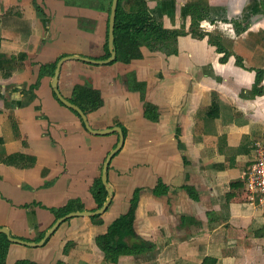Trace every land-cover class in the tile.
<instances>
[{
    "label": "crops",
    "instance_id": "0c3cea01",
    "mask_svg": "<svg viewBox=\"0 0 264 264\" xmlns=\"http://www.w3.org/2000/svg\"><path fill=\"white\" fill-rule=\"evenodd\" d=\"M112 1L0 0V229L14 238L40 242L72 204L99 209L94 184L120 135L89 132L52 82L64 57L105 59ZM192 1L146 0L185 32L171 51L144 44L128 66L64 63L63 96L98 91L90 123L125 134L108 171L113 198L100 219L69 218L43 245L0 231L3 264H264V209L243 181L264 146V0H215L224 7L209 13L187 12ZM138 3L122 0L127 12ZM137 191L135 229L152 247L107 260L97 238Z\"/></svg>",
    "mask_w": 264,
    "mask_h": 264
},
{
    "label": "trees",
    "instance_id": "16d2710c",
    "mask_svg": "<svg viewBox=\"0 0 264 264\" xmlns=\"http://www.w3.org/2000/svg\"><path fill=\"white\" fill-rule=\"evenodd\" d=\"M190 8L199 10L197 5L191 4L187 6L186 11L188 12ZM132 9V12H127L122 6V0H119L115 24V48L117 50V58L112 63L103 65V67H107L115 62H124L125 66H128L132 60L143 57L141 46L144 44L151 50L171 51V47L174 46L177 36L185 33L184 31L165 28L163 24L158 22L150 13L146 0H139L137 8L133 7ZM202 19V17H198L197 20L201 21ZM235 23L239 31L248 26L236 19ZM194 34L203 37L202 33L195 32ZM110 55L111 53L107 45V55L105 59L109 58ZM61 85L62 82H60L59 87H61ZM142 86L143 85H139L138 88H142ZM73 95L74 96L68 99L72 103L80 106L87 116L103 102L98 91L89 89L83 85H75ZM72 110L79 115L77 111L74 109ZM145 111L148 115L151 111V107L147 105ZM91 126L94 129L106 128L105 124H91ZM16 156L25 158L23 155H15L12 156L11 159ZM94 191L97 205L101 208L108 197L107 188L101 177L96 179ZM139 193L140 191L135 193L127 211L110 225L105 234L97 238V244L105 253L107 260L117 262L122 255L139 254L152 247L151 243L139 236L135 229V213ZM72 210L82 211L83 206L80 203L78 205L72 204L60 210L58 216H63ZM94 217L100 219L101 215H95ZM2 237L5 241L0 242V264H3L5 260L4 249L10 244L6 235H2Z\"/></svg>",
    "mask_w": 264,
    "mask_h": 264
},
{
    "label": "water",
    "instance_id": "95a60500",
    "mask_svg": "<svg viewBox=\"0 0 264 264\" xmlns=\"http://www.w3.org/2000/svg\"><path fill=\"white\" fill-rule=\"evenodd\" d=\"M118 5H119V0H113L112 1L111 14H110V25H109V49H110V52H111V56L109 58H107V59H104V60H99V59H94V58L84 57V56H75V55L64 57L57 64L55 75H54V79H53V82H52V87H53L58 99L61 101V103H63L67 107L77 111V113L79 114L80 118L82 119L86 129L89 132H91L93 134H98V135H106V134H111V133H114V132H118L119 135H120V139H119L118 145L113 149V151L106 158L105 163L103 165V170H102V181H103L104 185L107 188L108 197H107L106 201L104 202L103 206L101 208L97 209V210H94V211H73V212H70V213L64 215L63 217L59 218L56 221V223L51 227V229L46 233L45 237L38 243L26 242V241L19 240L17 238H14L13 236H11V234H10L8 229H6V228L0 229L1 232H5L8 235V238L11 241L20 242V243H26V244H29V245H43L47 241V239L56 231V229L65 220H67L69 218H72V217H75V216L101 215L107 210V208L109 207V205H110V203L112 201V198H113V187L111 186V184L109 183V180H108V171H109L110 162H111L113 156L117 152H119L122 149L123 145H124L125 134L123 132V129L120 126L107 128V129H94L91 126L89 118L86 115V113L83 111V109L80 106L72 103L65 96H63V94L60 91L59 84H60L61 70L63 68L64 63L67 62V61L81 60V61H86L88 63L95 64V65H104V64L112 63L113 61L116 60V58H117V50L115 48V24H116Z\"/></svg>",
    "mask_w": 264,
    "mask_h": 264
},
{
    "label": "built area",
    "instance_id": "2783aa9c",
    "mask_svg": "<svg viewBox=\"0 0 264 264\" xmlns=\"http://www.w3.org/2000/svg\"><path fill=\"white\" fill-rule=\"evenodd\" d=\"M254 160L243 175L250 203L264 209V146L256 145Z\"/></svg>",
    "mask_w": 264,
    "mask_h": 264
},
{
    "label": "rangeland",
    "instance_id": "374dc122",
    "mask_svg": "<svg viewBox=\"0 0 264 264\" xmlns=\"http://www.w3.org/2000/svg\"><path fill=\"white\" fill-rule=\"evenodd\" d=\"M221 1V0H219ZM215 0H193L192 1V5H197V7H199V9H205L206 12H213L216 9L221 10L223 6V4L220 3H215ZM222 6V7H221ZM264 10V7H263Z\"/></svg>",
    "mask_w": 264,
    "mask_h": 264
}]
</instances>
